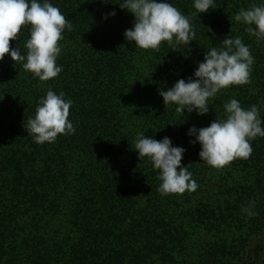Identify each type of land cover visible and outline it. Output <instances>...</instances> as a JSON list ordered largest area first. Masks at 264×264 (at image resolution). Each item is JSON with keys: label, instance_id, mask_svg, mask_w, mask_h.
<instances>
[{"label": "trees", "instance_id": "trees-1", "mask_svg": "<svg viewBox=\"0 0 264 264\" xmlns=\"http://www.w3.org/2000/svg\"><path fill=\"white\" fill-rule=\"evenodd\" d=\"M48 2L72 23L59 42L63 70L40 81L10 53L0 61V264H264V137L250 141V158L217 169L188 134L225 119L233 98L257 105L264 127V38L234 20L264 0H214L206 13L167 0L192 18L195 40L158 51L127 41L135 17L124 0ZM238 36L254 57L250 83L221 89L204 115L165 106L161 89L195 78L206 51ZM29 38L25 25L11 47L26 56ZM50 88L73 101L76 132L38 144L24 123ZM140 132L186 149L195 191L160 194L159 170L134 149ZM253 200L249 217L242 208Z\"/></svg>", "mask_w": 264, "mask_h": 264}, {"label": "clouds", "instance_id": "clouds-1", "mask_svg": "<svg viewBox=\"0 0 264 264\" xmlns=\"http://www.w3.org/2000/svg\"><path fill=\"white\" fill-rule=\"evenodd\" d=\"M134 17V26L125 31L129 42H135L142 49L159 50L162 42L189 46L195 40L192 18L185 16L177 7L167 0H124L119 4ZM198 13H206L216 8L214 0H194ZM108 15H116L115 11ZM107 18V15L106 17ZM236 22H243L249 27L246 31L258 39L264 38V5H251L242 8L235 16ZM30 25V38L25 47L27 54L22 55L19 45L11 47V41L19 40L22 27ZM255 27H252V26ZM72 30V23L61 10L44 0H0V61L6 54L14 62H22L26 71L32 72L40 81H48L58 76L63 70L57 66V57L61 53L60 41L65 29ZM175 38V41H174ZM222 47H213L206 51L205 58L195 70V78L179 79L167 90H160L165 106L170 103L178 105L177 112L189 113L196 110L199 115L209 112L208 101L217 93L231 85L250 83L251 66L254 57L250 46L242 42L241 37L228 38L222 41ZM26 60V62H24ZM65 94H56L51 88L46 97L40 99L35 116L24 123L29 135L38 144L54 142L59 134H74L76 128L69 120L71 99ZM225 119H214L209 126H192L188 134L196 139L190 141L201 144L199 156L201 161L214 168H223L235 159L250 158L253 147L251 140L264 137V127L257 105L245 109L233 98L224 105ZM134 149L139 159L150 158L153 167L159 170L161 181L158 191L161 195L183 194L195 191L197 182L187 166L182 165L185 148L173 146L171 139L165 136L162 140L138 133ZM251 201L242 208L247 216L257 215Z\"/></svg>", "mask_w": 264, "mask_h": 264}]
</instances>
